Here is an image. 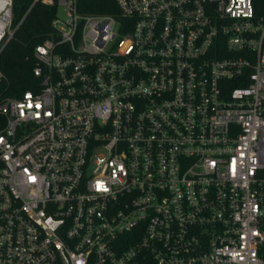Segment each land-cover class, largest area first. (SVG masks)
<instances>
[{
    "label": "built area",
    "instance_id": "obj_1",
    "mask_svg": "<svg viewBox=\"0 0 264 264\" xmlns=\"http://www.w3.org/2000/svg\"><path fill=\"white\" fill-rule=\"evenodd\" d=\"M116 4L0 101V264H264V0Z\"/></svg>",
    "mask_w": 264,
    "mask_h": 264
},
{
    "label": "trees",
    "instance_id": "obj_2",
    "mask_svg": "<svg viewBox=\"0 0 264 264\" xmlns=\"http://www.w3.org/2000/svg\"><path fill=\"white\" fill-rule=\"evenodd\" d=\"M53 5L42 0H13L14 35L0 47V69L4 79L0 82V101L9 96H20L34 89L39 79L34 75L38 64L35 49L48 38H57L53 25L58 17V0ZM78 8L85 13L118 12L116 0H78ZM5 118L0 114V129Z\"/></svg>",
    "mask_w": 264,
    "mask_h": 264
},
{
    "label": "rangeland",
    "instance_id": "obj_3",
    "mask_svg": "<svg viewBox=\"0 0 264 264\" xmlns=\"http://www.w3.org/2000/svg\"><path fill=\"white\" fill-rule=\"evenodd\" d=\"M59 15L63 18L66 19V13L64 11L59 10Z\"/></svg>",
    "mask_w": 264,
    "mask_h": 264
}]
</instances>
